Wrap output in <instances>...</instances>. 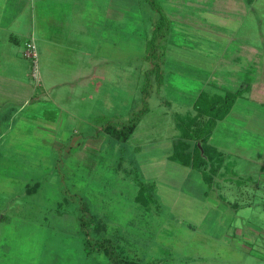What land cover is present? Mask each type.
Segmentation results:
<instances>
[{"label":"rangeland","instance_id":"rangeland-1","mask_svg":"<svg viewBox=\"0 0 264 264\" xmlns=\"http://www.w3.org/2000/svg\"><path fill=\"white\" fill-rule=\"evenodd\" d=\"M149 1L133 0V22L124 9L116 20L105 21L116 28L115 34L102 27L101 37L116 38V45L87 47L88 53L106 58L93 69L77 71L72 85L60 82L50 91L54 102L41 87L27 95L0 93V102H6L0 103V264H111L94 247L104 235L114 241L117 253L139 264H264V103L257 107L238 98L210 136L235 161L239 175H251L247 189L229 185L226 196L236 198V207L223 198L214 201L218 189L209 187V171L170 156L179 133L174 113L188 109L193 88L204 82L187 70L176 71L177 62L167 63L173 70L164 71L161 85L152 75L148 110L126 140L102 128L108 117L121 123L142 106L144 70L151 65L144 57L147 21L157 14ZM20 2L15 8L25 11L8 25L21 42L34 26L35 14L27 7L33 0ZM76 2L78 14L71 21L82 25L91 19L93 25L96 16L88 18L87 12L96 14L102 0ZM239 27L242 39L264 41V0L255 1ZM34 41L45 75L50 69L42 65L41 46ZM13 48L20 44L1 30L0 51L9 55ZM17 60L0 52V73L21 75L31 59ZM67 66L77 67L61 62L53 71L57 78L68 77ZM34 94L38 99L24 100ZM50 102L58 103L55 120L42 115ZM9 113L10 118L5 116ZM217 180L214 173L215 184ZM91 213L107 224L105 234L95 231ZM82 218L88 220L86 227Z\"/></svg>","mask_w":264,"mask_h":264},{"label":"crops","instance_id":"crops-1","mask_svg":"<svg viewBox=\"0 0 264 264\" xmlns=\"http://www.w3.org/2000/svg\"><path fill=\"white\" fill-rule=\"evenodd\" d=\"M255 1L165 0L166 4L159 3L171 21L170 33L163 40V44L166 46V56L163 63L164 71L166 69L168 71L173 70L172 65L167 64L173 61L177 62L176 64L173 63L176 66V71L187 70L192 73V77L204 79L199 88H193L192 97L188 101V109L186 110H193V100L202 87L210 91L222 92L226 88L235 89L244 85V90L236 98L235 102L238 98H242V100L253 102V105L257 107L264 103V41L251 42L242 39L236 32L240 29L239 23L243 20L244 14L254 8ZM15 3L20 4L21 2L20 0H0V32L5 30L6 37L11 42L20 44V48H13L12 53L9 55L0 51L1 55L12 62L17 59L20 60V56L21 59L22 56H26L23 52L24 42L30 38L37 39L42 49H40L42 65L43 63L47 64L50 71L48 73L45 72V75H43L40 69L47 71L46 66L41 68L40 65L39 68L37 64L36 76H33V60L29 57L31 66L26 60L23 65L24 72L22 70L21 75L19 71L13 75L10 72L7 75L0 73V93H6L11 96L15 94L27 95L32 91H36L37 87H41L42 91L48 92L50 101L54 102V96L50 95L52 93L50 91L55 87H59L60 82L65 81L64 83L72 85L80 70L93 69L95 63L99 62L98 60H101V57L103 59L106 58L101 55L94 56V52L92 54L88 53L87 47L116 45V38L110 40L105 35L103 38L101 37L102 27L105 32L109 31V33L115 34L113 30L116 28L113 27L112 30V26L104 24L105 21L116 20L117 15L123 13L124 9L125 11L128 10L133 22V0H102V6L101 3L96 5V14L90 13V11L87 12L88 18L89 16H96L93 25L91 19H88L82 25H79L76 20L71 21V18L77 17L78 14L76 0H33V4L27 7L33 8V10L31 8L32 11H30V8L28 10L31 16L35 14L34 26L28 28L29 31L20 42L17 34L12 32L8 25L17 19V15L19 16L25 11L19 7L15 8ZM89 9L93 8L89 7ZM81 13L86 16L84 9L81 10ZM213 16H219L221 21L213 19ZM148 23L149 20L147 21L149 27L150 24ZM95 27L97 28L96 32L94 30ZM61 62H73L77 65V67H66L70 72H68V77L65 79H62L64 75H61L60 79L57 78L53 72L58 71L56 66L61 64ZM79 62L85 64L83 66L82 63L78 65L77 63ZM16 65L18 66V64ZM88 80L89 89H91L93 81L90 78ZM47 85L50 86L49 90L45 88ZM29 96H26L24 100L38 99L36 94ZM18 99L20 100L21 98ZM46 102H49V100ZM52 102H50V107H45L43 110L45 113L42 114L48 120H55L59 116L58 110L55 108V105L58 107V103L54 104ZM244 103L245 101H241L240 104L243 105ZM34 107L37 110L38 104L36 103ZM228 113L219 120L225 118ZM5 116L10 118L11 114H5ZM29 118L27 117L23 120L29 121ZM177 137L178 133L175 134L174 141ZM214 146L222 152L223 160L221 166L215 172V176L218 177V180L215 181L216 184L214 183V174L210 173L208 185L210 188L215 186L218 189L214 198L215 202L223 198V200L236 207L238 204L236 198L235 200L233 198L229 200L226 196L228 195L227 191L230 189L229 185L236 183L238 187L247 189L246 185L248 184L246 182L250 180L251 175H239L234 169L235 161L228 160L229 156L226 151L216 145ZM60 147L62 148V146ZM65 154L67 153L65 152ZM227 165H230V167L227 168ZM187 167L190 168L191 166L187 165ZM207 191V189L204 190L205 195H207Z\"/></svg>","mask_w":264,"mask_h":264},{"label":"trees","instance_id":"trees-1","mask_svg":"<svg viewBox=\"0 0 264 264\" xmlns=\"http://www.w3.org/2000/svg\"><path fill=\"white\" fill-rule=\"evenodd\" d=\"M149 4L155 9L156 17H150V33L146 38V52L144 57L149 60L150 66L144 70L143 82L141 85L142 106L129 114L121 123H114L110 117L103 123V129L118 140H126L133 132L138 121L148 110L147 97L152 89V75L156 77L157 84L161 85L164 81V57L166 56V46L163 40L170 33V18L162 10L156 0H150ZM244 85L235 89L226 88L222 92L210 91L201 88L193 100V110L183 112L176 111L174 118L179 128L178 137L174 141L171 158L178 160L183 165H190L201 168L202 171L212 175L222 164L223 154L209 141L211 132L216 122L224 117L236 98L241 95ZM210 176H207L209 178ZM143 188L144 185L141 184ZM97 233H106L107 224L99 218L95 220L94 215L89 214ZM81 225L86 227L88 220L81 219ZM86 233V232H85ZM86 239L88 237L86 236ZM114 241L108 236L96 239L94 247L103 250L110 259L111 264H139L136 259L129 258L120 252H116L113 245ZM115 244V243H114Z\"/></svg>","mask_w":264,"mask_h":264},{"label":"built area","instance_id":"built-area-1","mask_svg":"<svg viewBox=\"0 0 264 264\" xmlns=\"http://www.w3.org/2000/svg\"><path fill=\"white\" fill-rule=\"evenodd\" d=\"M23 52L26 56L31 57L33 60V76H36L37 70V51H36V44L33 38H30L24 42Z\"/></svg>","mask_w":264,"mask_h":264}]
</instances>
